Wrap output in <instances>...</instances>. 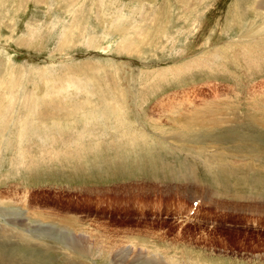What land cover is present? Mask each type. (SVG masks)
<instances>
[{
	"label": "rangeland",
	"instance_id": "374dc122",
	"mask_svg": "<svg viewBox=\"0 0 264 264\" xmlns=\"http://www.w3.org/2000/svg\"><path fill=\"white\" fill-rule=\"evenodd\" d=\"M262 152L264 0H0V259L264 264Z\"/></svg>",
	"mask_w": 264,
	"mask_h": 264
},
{
	"label": "bare ground",
	"instance_id": "6f19581e",
	"mask_svg": "<svg viewBox=\"0 0 264 264\" xmlns=\"http://www.w3.org/2000/svg\"><path fill=\"white\" fill-rule=\"evenodd\" d=\"M66 28V27H65ZM63 34V33H62ZM95 41H97L96 40V38H95V40L93 41V42H95ZM68 42V41H67ZM262 153H264V152H262ZM3 211V210H2ZM18 217V216H17ZM16 217H15V219H13V220H9V221H12V222H15L16 223ZM29 219V218H28ZM8 223H10V222H8ZM5 233H6V231H5ZM23 236H27V234L25 233ZM65 239V238H64ZM63 240V239H62ZM71 241V240H70ZM70 241H69V243H70ZM75 244V243H74ZM69 247V246H68ZM72 247V246H71ZM70 247V248H71ZM86 247L85 246H76V249H73L74 251V253L76 252V254L77 255H81L82 253H83V251H85L86 252V249H85ZM85 252H84V255H85ZM9 258V257H8ZM1 261H0V264H16L14 261H7V260H2V259H0ZM49 261H51V260H49ZM44 263L45 264H48V263H46L45 261H44ZM50 264H51V262H49Z\"/></svg>",
	"mask_w": 264,
	"mask_h": 264
}]
</instances>
